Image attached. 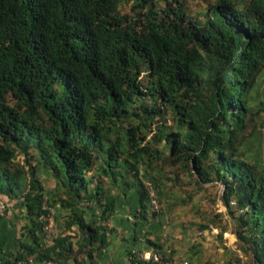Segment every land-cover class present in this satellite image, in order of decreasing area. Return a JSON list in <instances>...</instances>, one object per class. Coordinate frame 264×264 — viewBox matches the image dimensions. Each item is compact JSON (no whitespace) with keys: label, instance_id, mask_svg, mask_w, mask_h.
Returning <instances> with one entry per match:
<instances>
[{"label":"trees","instance_id":"obj_1","mask_svg":"<svg viewBox=\"0 0 264 264\" xmlns=\"http://www.w3.org/2000/svg\"><path fill=\"white\" fill-rule=\"evenodd\" d=\"M121 3L0 0V198L27 219L4 264H100L110 195L137 188L147 219L145 174L191 200L220 185L242 250L264 264V167L243 152L264 112V0H211L203 14ZM34 162L55 179L53 204ZM198 227L226 231L208 212ZM140 253L133 264H151Z\"/></svg>","mask_w":264,"mask_h":264},{"label":"crops","instance_id":"obj_2","mask_svg":"<svg viewBox=\"0 0 264 264\" xmlns=\"http://www.w3.org/2000/svg\"><path fill=\"white\" fill-rule=\"evenodd\" d=\"M144 180L153 185L162 211L155 212L153 216L150 207L147 219H143L139 214L141 200L137 188L122 187L113 191L110 202L114 203V209L107 221V227L112 232L100 264H133L131 252L156 250L149 240L170 247L175 264H226L217 237L218 229L201 232L198 227L205 212L201 192L191 200L186 197L185 191L177 187L172 189L170 183L164 188L160 181L148 175H144ZM44 186L46 188L45 183ZM183 188L192 189L191 186ZM46 192L51 198L55 197V179L54 186L50 190L46 188ZM5 200L7 210L5 214H0V264H4L8 257L12 258L17 241L22 238L23 227L27 224L23 202L7 197ZM100 211L97 209L96 214L100 215ZM46 238L49 240V237Z\"/></svg>","mask_w":264,"mask_h":264},{"label":"rangeland","instance_id":"obj_3","mask_svg":"<svg viewBox=\"0 0 264 264\" xmlns=\"http://www.w3.org/2000/svg\"><path fill=\"white\" fill-rule=\"evenodd\" d=\"M121 10L129 12L136 0H121ZM190 12L193 14H203L205 12L206 5L211 0H186ZM162 3H165L164 1ZM259 98L264 100V73L260 78ZM257 128L260 132L257 139H251L247 145L243 148V152L247 158L257 163L260 167H264V112L260 114V118L257 122ZM19 160H23L22 156L18 157ZM34 164H37L34 162ZM39 176L43 179L47 190H50L54 186L53 175L50 170L37 164ZM168 171H173L174 168H167ZM150 176L149 174H145ZM169 175L170 176H173ZM151 177V176H150ZM159 181V180H158ZM182 187L189 186L188 177H184L181 183ZM203 198V208L205 212H208L210 219H212L217 225L226 228L225 233L222 235L221 247L225 254V262L234 264H250L251 257L249 254L242 250V243L236 234L235 220L229 213L228 207L225 205L223 196V189L220 185L212 184L206 186L204 192L201 193ZM49 202L53 204L52 198L49 196ZM57 209V207H55ZM56 225V224H55ZM219 232V229H218ZM224 264V263H222Z\"/></svg>","mask_w":264,"mask_h":264},{"label":"built area","instance_id":"obj_4","mask_svg":"<svg viewBox=\"0 0 264 264\" xmlns=\"http://www.w3.org/2000/svg\"><path fill=\"white\" fill-rule=\"evenodd\" d=\"M147 190L149 193L150 206L153 212H161L162 204L160 203L154 188L148 184ZM49 209V216L47 217V224L45 226V231L49 236L53 235L55 230V210L53 208ZM7 210V202L4 198H0V214H5ZM140 257L151 264H175L172 259V249L170 247H165L162 250H151L140 253ZM184 264H188L185 262Z\"/></svg>","mask_w":264,"mask_h":264}]
</instances>
